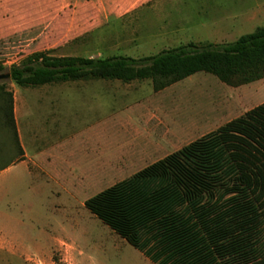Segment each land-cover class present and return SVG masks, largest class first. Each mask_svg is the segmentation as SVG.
<instances>
[{
    "label": "trees",
    "instance_id": "trees-1",
    "mask_svg": "<svg viewBox=\"0 0 264 264\" xmlns=\"http://www.w3.org/2000/svg\"><path fill=\"white\" fill-rule=\"evenodd\" d=\"M198 73L231 87L264 80V27L231 44L189 43L139 60L36 52L8 72L18 88L149 80L155 92ZM0 113L19 146L14 96L3 84ZM86 208L154 264H264V103L88 200Z\"/></svg>",
    "mask_w": 264,
    "mask_h": 264
},
{
    "label": "crops",
    "instance_id": "crops-1",
    "mask_svg": "<svg viewBox=\"0 0 264 264\" xmlns=\"http://www.w3.org/2000/svg\"><path fill=\"white\" fill-rule=\"evenodd\" d=\"M153 1L0 0V40L32 29H44L42 38L50 33L53 40H60L100 27L110 18H122ZM261 14L264 2L241 22H252ZM115 82L78 81L23 88L24 92L18 88L14 119L21 153L0 171V180L5 174L15 183L21 179L38 196L55 198L42 200L41 206L68 211L78 204L86 208L88 200L171 155L174 133L166 130L158 135L152 109L138 121L133 106L128 108L129 117L96 115L108 107L104 102L111 100L112 88L115 97H128L135 94L133 84L141 81ZM92 85L103 88L90 93ZM111 132L127 134L114 149L109 142ZM111 181L118 183L104 189ZM5 218L0 221V264H95L93 243L78 221L37 223L33 227L39 236L32 238V224L9 212Z\"/></svg>",
    "mask_w": 264,
    "mask_h": 264
},
{
    "label": "rangeland",
    "instance_id": "rangeland-1",
    "mask_svg": "<svg viewBox=\"0 0 264 264\" xmlns=\"http://www.w3.org/2000/svg\"><path fill=\"white\" fill-rule=\"evenodd\" d=\"M262 2L264 0H156L122 18H110L100 27L69 33L71 35L60 40H53L48 33L50 29L46 30L49 36L46 38L39 36L44 29H32L0 40V74H8L11 67L21 65L36 52H46L54 57L125 56L139 60L189 43L198 47L231 44L264 27V14L252 22H241ZM115 83L111 81V84ZM0 84L13 96L18 90L11 79ZM90 88V93H97L103 87L92 85ZM19 90L24 92L23 88ZM132 91L135 94L128 97H115L112 88L111 100L104 102L108 107L96 115L129 117L131 110L128 108L133 106L138 121L152 109L153 126H157L158 135L163 136L166 130L174 133L170 154L264 103V80L231 87L206 73H198L161 92H155L149 80L134 83ZM126 138L125 133L111 132L109 142L114 149L115 144ZM19 156L20 149L10 119L7 114L0 113V171ZM7 176L3 175L0 180L1 222L6 221L9 212L32 224L29 237L37 238L38 230L33 227L37 223L47 225L76 220L88 231L95 264H154L84 206L78 204L68 211L41 206L42 200L55 198H42L36 191H30L29 183L21 179L15 183L13 178L6 179ZM113 183L118 182H106L104 189ZM262 239L264 242V233Z\"/></svg>",
    "mask_w": 264,
    "mask_h": 264
},
{
    "label": "water",
    "instance_id": "water-1",
    "mask_svg": "<svg viewBox=\"0 0 264 264\" xmlns=\"http://www.w3.org/2000/svg\"><path fill=\"white\" fill-rule=\"evenodd\" d=\"M11 79L10 74H0V82Z\"/></svg>",
    "mask_w": 264,
    "mask_h": 264
}]
</instances>
